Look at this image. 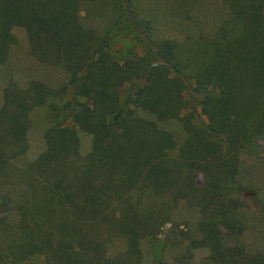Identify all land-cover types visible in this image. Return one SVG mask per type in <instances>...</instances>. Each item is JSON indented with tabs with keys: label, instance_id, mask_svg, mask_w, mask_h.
<instances>
[{
	"label": "trees",
	"instance_id": "1",
	"mask_svg": "<svg viewBox=\"0 0 264 264\" xmlns=\"http://www.w3.org/2000/svg\"><path fill=\"white\" fill-rule=\"evenodd\" d=\"M77 4L0 0V63L13 42L10 28L22 27L30 52L64 71L62 111H73V119L87 112L82 130L90 136V151L80 158L74 131L53 125L43 151L22 169L13 162L25 151L26 126L10 118L13 147L21 150L8 158L0 148V264L37 255L48 264H79L81 251L83 264H113L95 235L99 228L125 233L126 248L138 252L140 222L126 220L136 216L132 197L146 190L176 202L201 192V235L190 246L213 251L210 264H264L226 243L244 229L232 218L245 190L236 164L247 145L264 141V0H223L229 15L214 35L187 43L149 40L122 9L112 33L127 28L143 45L142 55L130 56H116L106 33L85 29ZM161 115L183 132L180 142L158 127ZM10 173L26 183L11 190Z\"/></svg>",
	"mask_w": 264,
	"mask_h": 264
},
{
	"label": "rangeland",
	"instance_id": "2",
	"mask_svg": "<svg viewBox=\"0 0 264 264\" xmlns=\"http://www.w3.org/2000/svg\"><path fill=\"white\" fill-rule=\"evenodd\" d=\"M77 5L82 26L95 36L106 33L111 40L110 49L116 56L143 53V45L131 38L129 29L121 30L120 26L112 33L115 23L121 22L122 9L130 10L131 17L142 23L140 28H144L147 38L156 43L164 40L187 43V38L195 37L204 41L214 35L215 28L229 15L223 0H78ZM10 34L13 42L7 46L0 63V148L4 151L3 156L9 158L21 150L20 145L13 147L12 117L19 123L23 119L26 126V131L22 126L25 151L13 162L16 167L23 169L36 159L44 149V135L53 125H63L74 131L78 138L77 154L84 158L90 151V136L82 130L88 114L83 111L73 119V111L67 114L62 111L63 101L67 99L66 91L61 92L66 82L64 71L50 57L38 58L30 52L22 27L12 26ZM3 95H6L5 99ZM15 101H26L29 107L24 105L20 108ZM197 112L203 119L207 109L200 106ZM154 119L158 127L169 132L175 141L183 139V132L171 118L161 115ZM235 172L245 190L242 193L243 204L232 218L241 221L244 229L241 235L231 236L226 243L239 246L247 254L257 255L263 260L264 141L246 146L239 156ZM10 174L13 191L27 181L24 176L19 178L14 173ZM196 183L202 185L201 177L198 176ZM26 190L24 188L23 192ZM200 198L199 190L177 202L168 195H155L149 190L133 196L131 202L135 199L136 216L129 217L126 223L135 227V221L140 222L138 252L126 248L127 235L117 229L99 228L95 235L103 245L105 256L113 260V264H156L157 261L165 264H210L215 255L213 251L190 246V240L201 235L198 224L202 217L196 206ZM54 237L58 235L54 234ZM77 251L78 248L74 252ZM86 253L79 252L81 256L76 262L83 264ZM47 259L44 255H37L26 258L21 264H48Z\"/></svg>",
	"mask_w": 264,
	"mask_h": 264
}]
</instances>
